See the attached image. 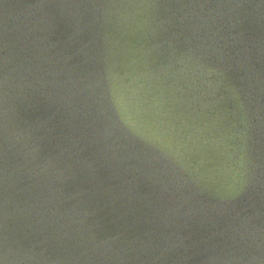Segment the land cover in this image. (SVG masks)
I'll return each instance as SVG.
<instances>
[{
    "label": "water",
    "instance_id": "water-1",
    "mask_svg": "<svg viewBox=\"0 0 264 264\" xmlns=\"http://www.w3.org/2000/svg\"><path fill=\"white\" fill-rule=\"evenodd\" d=\"M0 264H264V0H0Z\"/></svg>",
    "mask_w": 264,
    "mask_h": 264
}]
</instances>
